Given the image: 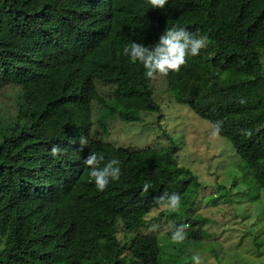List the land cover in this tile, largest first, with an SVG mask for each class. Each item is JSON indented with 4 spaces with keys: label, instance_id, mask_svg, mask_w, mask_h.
Returning a JSON list of instances; mask_svg holds the SVG:
<instances>
[{
    "label": "trees",
    "instance_id": "1",
    "mask_svg": "<svg viewBox=\"0 0 264 264\" xmlns=\"http://www.w3.org/2000/svg\"><path fill=\"white\" fill-rule=\"evenodd\" d=\"M173 24L207 35L208 44L179 72L146 78L123 47L152 46ZM6 86L14 104L0 111V264H192L178 251L197 248L204 219L189 221L182 244L171 234L201 182L178 163L172 142L157 149L107 140L116 115L142 118L115 110L116 95L138 98L157 119L167 98L213 128L222 120L219 136L244 163L249 184L264 190V0H168L164 9L148 0H0V96ZM54 145L64 149L57 157ZM91 151L121 162L120 181L104 191L84 165ZM146 180L154 185L148 193ZM165 191L180 195L179 211L155 203ZM160 207L150 220H174L162 245L157 234L139 232ZM165 243L175 251L162 249V263Z\"/></svg>",
    "mask_w": 264,
    "mask_h": 264
},
{
    "label": "rangeland",
    "instance_id": "2",
    "mask_svg": "<svg viewBox=\"0 0 264 264\" xmlns=\"http://www.w3.org/2000/svg\"><path fill=\"white\" fill-rule=\"evenodd\" d=\"M161 82L160 77L154 81L155 89ZM12 94L11 86L1 92L0 111L14 104ZM116 100L118 110H125L134 117L141 114L142 118L111 126L108 141L132 148H163L172 142L178 146V163L191 169L201 182L194 207L175 222L180 226L185 224L186 230L191 226L189 220L204 219L200 227L206 236L196 242L197 248L185 245L178 251L180 256L199 253L202 264H264V190L258 191L249 184L244 163L230 141L213 135V125L185 104L163 98L159 101L161 118L157 119L158 113L151 112L138 98L118 96ZM162 208L148 213L147 226L139 229L143 234H157L160 245L164 243L166 232L174 230L173 219L150 220ZM124 235L125 232L118 233V236ZM162 249L171 253L175 248L166 243L161 247L164 263L168 258Z\"/></svg>",
    "mask_w": 264,
    "mask_h": 264
},
{
    "label": "clouds",
    "instance_id": "3",
    "mask_svg": "<svg viewBox=\"0 0 264 264\" xmlns=\"http://www.w3.org/2000/svg\"><path fill=\"white\" fill-rule=\"evenodd\" d=\"M148 3L153 9H164L168 0H148ZM165 22L162 24H165ZM179 25L181 24H173L172 27L167 28L165 27L166 25L163 26L161 28L162 35L159 37V41L152 46H145L143 43H136L133 41L129 42L123 47V55L129 57L133 63L139 62L142 64L145 70L144 76L146 78H153L156 74L167 75L169 72H179L181 67L186 64V58L197 57L200 55L201 50L206 48L208 44L207 35L197 36ZM118 96L119 95H116V97ZM123 98L136 97L123 96ZM243 102L244 101H241V103ZM114 109L123 116H130L125 110H118L116 107H114ZM114 120L119 122L113 123ZM121 122H123V120L116 115L108 121L109 130L111 126L115 127L116 124H120ZM92 129H94V127H92ZM222 130L223 121H215L213 135H220ZM79 142L82 146L88 145V140L84 136L80 137ZM63 151L64 149L58 145H54L51 148V155L57 157ZM120 163L118 159H110L105 162L104 155L95 151H91L87 159L84 160V165L89 167V177L94 180L98 191H104L110 182L120 181L122 175ZM153 187L152 181L146 180L142 190L144 193H148L149 189H153ZM155 203L157 205H163L171 212H177L181 207L182 200L177 192L169 193L165 191L162 195L155 198ZM189 221L188 224L190 225ZM197 226L198 225H196V227ZM186 238L187 233L185 231V224L176 227L175 231L171 234V241L175 244H182ZM127 252V250L124 252L125 257L132 259V255H128ZM190 259L192 264H202L199 253H194Z\"/></svg>",
    "mask_w": 264,
    "mask_h": 264
}]
</instances>
